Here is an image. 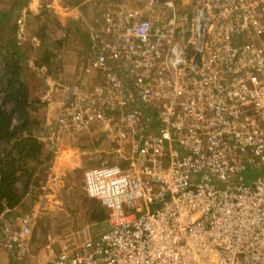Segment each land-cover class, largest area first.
Returning <instances> with one entry per match:
<instances>
[{"label":"built area","instance_id":"built-area-1","mask_svg":"<svg viewBox=\"0 0 264 264\" xmlns=\"http://www.w3.org/2000/svg\"><path fill=\"white\" fill-rule=\"evenodd\" d=\"M142 1L102 11V83H57V139L97 129L112 149L83 173L105 218L30 261L32 217L4 211L16 264H264V0H193L192 19L163 0L169 20Z\"/></svg>","mask_w":264,"mask_h":264},{"label":"rangeland","instance_id":"rangeland-1","mask_svg":"<svg viewBox=\"0 0 264 264\" xmlns=\"http://www.w3.org/2000/svg\"><path fill=\"white\" fill-rule=\"evenodd\" d=\"M115 1L0 0V43L12 41L21 51L24 58L21 78L28 84L33 101L30 110L35 123L13 145L17 156L13 167L15 177L21 178L20 186L28 183L29 190L23 204L8 212L13 217H32L30 261L56 254L61 245L80 242L84 227L94 223V209H101L88 197L83 173L93 164L111 160L112 149L107 137L97 129L87 130L84 137L76 140L79 153L72 151V145L64 147L66 138L70 137L66 133L57 139L61 112L57 83L71 85L84 78L93 85L102 83L100 74L96 75L95 71L89 74L86 70L92 48L96 46L95 32L104 26L102 11ZM161 1L150 14L155 19L156 15L172 19L170 8L166 9ZM170 1L180 10L178 16L187 14L192 19L193 0ZM127 8L141 9L144 3L130 0ZM37 41L43 43V48L40 45L34 48ZM19 139L23 140L17 145ZM73 157L82 162L81 166H71L69 160L73 161ZM45 250L47 255H43ZM1 260L4 264H16L0 246V264H3Z\"/></svg>","mask_w":264,"mask_h":264},{"label":"trees","instance_id":"trees-1","mask_svg":"<svg viewBox=\"0 0 264 264\" xmlns=\"http://www.w3.org/2000/svg\"><path fill=\"white\" fill-rule=\"evenodd\" d=\"M22 59L17 44L0 43V214L21 203L29 190L28 183L19 185L21 178L13 169L17 159L13 145L35 123L30 89L21 78ZM258 174H264V165L252 169L249 176Z\"/></svg>","mask_w":264,"mask_h":264},{"label":"crops","instance_id":"crops-1","mask_svg":"<svg viewBox=\"0 0 264 264\" xmlns=\"http://www.w3.org/2000/svg\"><path fill=\"white\" fill-rule=\"evenodd\" d=\"M40 45V48H43V43L41 42V41H37L36 42V44H34L33 46H34V48H36L37 46H39ZM46 66H48L47 64H46ZM90 132L92 131V130H89ZM89 131H82V132H80V133H78V134H76V135H73V136H70L69 138H66L67 140L64 142V147H65V145H66V147L67 146H69V148H70V146L72 145V151H76V152H78V147H76V140H78L79 138H82V137H84V134L86 133H88ZM97 136V135H96ZM97 138H98V136H97ZM71 140H73V142L71 141ZM74 140H75V142H74ZM99 140H101V139H99ZM71 141V142H70ZM65 150H66V148H64ZM77 149V150H76ZM75 152V153H76ZM79 153V152H78ZM75 155V154H74ZM74 158V159H73ZM72 158V160L73 161H71V160H69V162H70V164H71V166H75V164H76V166H81V164H82V162L81 161H79V159H77V157H73ZM70 159V158H69ZM75 160V161H74ZM102 161V160H101ZM92 163V162H91ZM69 165V164H68ZM76 166L74 167V168H76ZM70 170H72V169H70ZM84 171V170H83ZM82 171V172H83ZM84 179V178H83ZM25 200V197H24V199H23V201ZM23 201L21 202V203H19L18 205H22L23 204ZM17 205V206H18ZM17 206H15V207H13V208H7L6 209V211L7 212H9V211H11L12 209H14V208H16ZM98 208H95L94 210H97ZM98 210H100V209H98ZM74 243H78V242H74ZM73 244V243H72ZM72 244H70V245H72ZM70 245H68V246H70ZM65 247H67V245H65L64 247L61 245L59 248H57L56 250H58L57 252H56V254L57 253H59L62 249H64ZM55 250V251H56ZM7 252V251H6ZM8 253V252H7ZM3 254V253H2ZM9 254V253H8ZM48 254V252L45 250L44 251V253H43V255H47ZM52 255V254H51ZM10 258H11V262L13 263V261H14V259H13V257L10 255ZM42 258H45V257H42ZM1 262L4 264V261L3 260H1ZM10 262V263H11Z\"/></svg>","mask_w":264,"mask_h":264},{"label":"water","instance_id":"water-1","mask_svg":"<svg viewBox=\"0 0 264 264\" xmlns=\"http://www.w3.org/2000/svg\"><path fill=\"white\" fill-rule=\"evenodd\" d=\"M92 218L94 220H101L105 218V212L102 210H94Z\"/></svg>","mask_w":264,"mask_h":264}]
</instances>
